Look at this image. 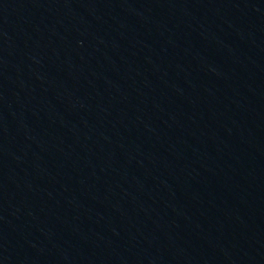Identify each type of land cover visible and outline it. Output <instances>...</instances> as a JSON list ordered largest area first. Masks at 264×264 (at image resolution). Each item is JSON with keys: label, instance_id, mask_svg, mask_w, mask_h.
<instances>
[{"label": "water", "instance_id": "water-1", "mask_svg": "<svg viewBox=\"0 0 264 264\" xmlns=\"http://www.w3.org/2000/svg\"><path fill=\"white\" fill-rule=\"evenodd\" d=\"M0 264H264V0H176Z\"/></svg>", "mask_w": 264, "mask_h": 264}]
</instances>
